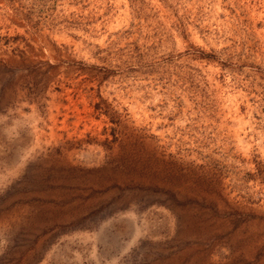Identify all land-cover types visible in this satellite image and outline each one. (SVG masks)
<instances>
[{
	"label": "rangeland",
	"instance_id": "374dc122",
	"mask_svg": "<svg viewBox=\"0 0 264 264\" xmlns=\"http://www.w3.org/2000/svg\"><path fill=\"white\" fill-rule=\"evenodd\" d=\"M0 264H264V0H0Z\"/></svg>",
	"mask_w": 264,
	"mask_h": 264
}]
</instances>
